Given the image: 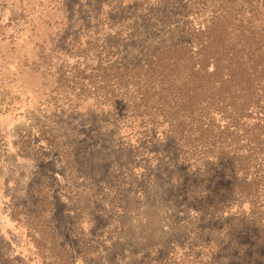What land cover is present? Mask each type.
I'll return each mask as SVG.
<instances>
[{"label":"rangeland","instance_id":"1","mask_svg":"<svg viewBox=\"0 0 264 264\" xmlns=\"http://www.w3.org/2000/svg\"><path fill=\"white\" fill-rule=\"evenodd\" d=\"M223 7L0 0V264L64 260L53 231L64 264H199L184 254L206 249L167 178L175 139L132 100L129 67Z\"/></svg>","mask_w":264,"mask_h":264},{"label":"trees","instance_id":"2","mask_svg":"<svg viewBox=\"0 0 264 264\" xmlns=\"http://www.w3.org/2000/svg\"><path fill=\"white\" fill-rule=\"evenodd\" d=\"M212 18L187 23V40L129 67L132 100L154 108L175 139L168 182L206 249L184 255L199 264H264V0H224ZM52 234L66 257L52 264L67 263L69 251ZM32 238L42 253L43 233L34 229Z\"/></svg>","mask_w":264,"mask_h":264}]
</instances>
